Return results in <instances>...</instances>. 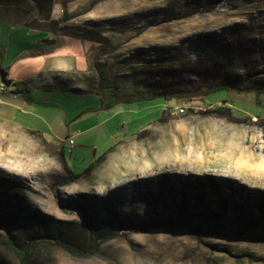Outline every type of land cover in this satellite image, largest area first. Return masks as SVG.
<instances>
[{
    "label": "rangeland",
    "instance_id": "obj_1",
    "mask_svg": "<svg viewBox=\"0 0 264 264\" xmlns=\"http://www.w3.org/2000/svg\"><path fill=\"white\" fill-rule=\"evenodd\" d=\"M55 5L64 24L90 30L88 65L65 74L82 93L52 90L15 115L0 98V264H264V94L171 96L264 87V0ZM15 19L0 7V23ZM83 92L113 105L94 109ZM68 136L73 181L59 156ZM174 178L200 180L202 194Z\"/></svg>",
    "mask_w": 264,
    "mask_h": 264
},
{
    "label": "crops",
    "instance_id": "obj_2",
    "mask_svg": "<svg viewBox=\"0 0 264 264\" xmlns=\"http://www.w3.org/2000/svg\"><path fill=\"white\" fill-rule=\"evenodd\" d=\"M54 4L55 0L51 17L61 19L62 12ZM0 62L11 80L26 82L31 101L37 98V95H46L52 90H71L82 93L77 85L65 84L67 82L65 74H71V78L76 79L74 75H79L87 68V44L77 37L64 34L53 35L47 30L0 23ZM53 78H59V82L64 84L59 85L57 82L52 84ZM83 93L93 98L94 107L92 108L97 109L99 105L103 107L95 94ZM3 96L6 100H11L10 104L15 106L13 115L23 109L24 103L31 102L11 92L10 87L6 88L0 82V98ZM61 144L66 149L67 144L62 142L59 146Z\"/></svg>",
    "mask_w": 264,
    "mask_h": 264
},
{
    "label": "trees",
    "instance_id": "obj_3",
    "mask_svg": "<svg viewBox=\"0 0 264 264\" xmlns=\"http://www.w3.org/2000/svg\"><path fill=\"white\" fill-rule=\"evenodd\" d=\"M53 3H54V0H0V7L5 12H14L18 16V19H15L13 23H9L11 25H22V26H25L31 29L47 30L53 35L64 34V35H68L72 37H77L83 40L93 39L92 35L89 33L90 30H88V28L84 26H80V25H66L61 21V19L52 18L51 10H52ZM193 42L194 40L188 45L190 46L191 44H194ZM220 89H224L227 92L242 91V92H253L257 95L264 94V87H260V86L236 87L229 83H218L198 93L187 92V91H182V92L176 91L174 92V94H171V96L176 97V98L181 97L185 99H205V97L208 96L211 92L220 90ZM10 91L15 94L25 97L27 101H31L32 99L29 88L26 82L24 81H13L12 80L11 85H10ZM161 97H164L163 92L152 94L147 99L153 100V99H157ZM125 101L130 102L132 100H125ZM112 105H113V102H109V101L102 104L103 107H110ZM2 129L3 127L1 126L0 127V141L5 138V134L3 133ZM31 145L27 147L26 150H29ZM6 156H8L7 153L2 154L0 152V161H5ZM59 156L61 160L63 161L65 169L69 173V181H73L74 179L79 177V175H81L80 173L73 172L67 165L65 161V148L62 144L59 148ZM93 166H94V163H92L90 167L92 168ZM168 181L172 187H175L178 190H182L183 187L185 186V187L190 188V190H192L191 192L194 191L197 194L199 193L202 194L201 188H198V185L203 184V182H201L200 180L197 181V179H193V180L188 179L187 181H184L183 179L179 180L177 178H174V179H168ZM225 186L230 191L228 194L229 197L230 195H233V193L238 194L239 198H237V200L241 198L239 200L241 207L246 210L250 208V205L244 203L243 201L248 202L249 200L253 199V197L246 196V194H243L240 189L237 190L234 186H231V185L228 186L227 184H225ZM174 195H178V192H174ZM189 195L191 196L184 195L183 197L185 205L186 204L188 205L189 199H192L195 197L192 194H189ZM202 198L204 199V202L206 201L207 203H209V198L207 196H204V197L202 196ZM237 202L238 201H235V203ZM87 233H88L89 239L91 240L93 229L90 226L87 227ZM58 243L63 248H65L67 251H72L71 246L68 245L67 243L63 241H58ZM15 250L18 251L17 248H15ZM27 253L28 251H25L24 249L21 250V255L23 259L24 257H26Z\"/></svg>",
    "mask_w": 264,
    "mask_h": 264
},
{
    "label": "water",
    "instance_id": "obj_4",
    "mask_svg": "<svg viewBox=\"0 0 264 264\" xmlns=\"http://www.w3.org/2000/svg\"><path fill=\"white\" fill-rule=\"evenodd\" d=\"M7 75V70L0 66V82L3 86L10 87L12 80Z\"/></svg>",
    "mask_w": 264,
    "mask_h": 264
},
{
    "label": "built area",
    "instance_id": "obj_5",
    "mask_svg": "<svg viewBox=\"0 0 264 264\" xmlns=\"http://www.w3.org/2000/svg\"><path fill=\"white\" fill-rule=\"evenodd\" d=\"M62 142L66 143L68 148H71L74 144V140L71 136L66 137L65 140H61L59 143Z\"/></svg>",
    "mask_w": 264,
    "mask_h": 264
}]
</instances>
